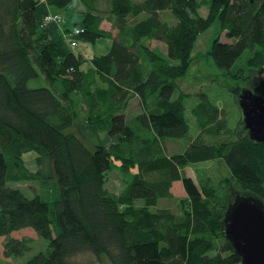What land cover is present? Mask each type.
<instances>
[{"label":"trees","instance_id":"16d2710c","mask_svg":"<svg viewBox=\"0 0 264 264\" xmlns=\"http://www.w3.org/2000/svg\"><path fill=\"white\" fill-rule=\"evenodd\" d=\"M44 1L0 0V256L24 257L33 242L25 235L31 233L48 246L24 264H104V258L107 264H241L225 238L223 216L237 194L264 203V147L246 131L220 132L224 125L208 133L212 109L203 95L196 115L200 134L189 139L183 153L158 155L164 160L160 178L149 180L143 172L127 175L123 191L109 192L106 174L116 161L121 169L131 167L137 135L117 112L108 119L86 118L96 131L117 138L108 147L98 145L91 152L64 132L77 117L74 95L91 76L82 68L86 60L69 46L75 44L76 52L80 43L110 39L108 52L91 60V70L96 63L92 76L104 86H96L94 79L93 92H102L111 107L137 96L142 112L135 121L142 129L152 128L158 141L186 138L184 95L172 97L177 81L195 61L191 54L198 36L214 23L229 42L215 40L207 53L235 83L237 106L242 88L264 99V0H103L117 31L113 37L101 31L105 16L97 7L99 0H82L84 13L77 6L80 0ZM40 5L52 11L38 21ZM70 6H77L82 19L67 26L64 14ZM202 8L207 9L205 17L199 14ZM163 12H170L176 24L163 22ZM46 15L61 20L43 23ZM50 25L59 30L57 43L47 40L44 30ZM151 40L166 45L168 62L155 65L156 55L145 44ZM145 61L154 65L147 74ZM39 78L44 86L29 87ZM151 97L157 98L158 112L146 110ZM31 153L35 172L23 160ZM212 160L222 161L230 177L216 185H196L183 175L187 166ZM230 181L242 191L229 195ZM178 182L193 204L184 219L165 209L151 212L159 200L172 198L171 188ZM16 183L32 187L11 186ZM189 212L197 214L193 221ZM216 238L224 243L213 254Z\"/></svg>","mask_w":264,"mask_h":264},{"label":"rangeland","instance_id":"374dc122","mask_svg":"<svg viewBox=\"0 0 264 264\" xmlns=\"http://www.w3.org/2000/svg\"><path fill=\"white\" fill-rule=\"evenodd\" d=\"M40 1L42 4H45L44 0ZM133 1L141 2L142 0ZM40 6L43 7L42 5ZM77 6L83 9V13L85 12V7L82 4V0L78 2ZM77 6H70L67 9V11L75 9L73 11V16L69 15V19L77 16L78 13L80 14V12L76 8ZM97 7L99 11H101L105 16V20L101 25V31L110 33L111 37L116 36V28L112 26L113 18L108 17V14L106 13L109 11V5L105 3V1L99 0L97 2ZM199 14L202 17H205L207 14V9L202 8ZM161 20L169 25L176 24V19L170 12L161 13ZM129 23H132V17L129 18ZM215 40L226 43L229 42L225 38L224 33L220 32L217 22L214 23L206 32L198 36L191 54L195 61L188 69L187 75L183 79L177 81V88L172 97V99H177L180 94L184 95L183 104L185 107V118L188 124V138L164 139L162 141H158L155 139L156 135L152 128L147 130L142 129L140 125L135 121V117L142 112V108L140 107V100L137 96L131 98L119 107H111L106 101L103 100L102 92L99 93V90L93 92L95 87H92L91 83H93L94 79L99 82V78L94 75L92 76V72L96 71V63H94V69L91 70L93 64L92 61L90 62V65L87 68L88 71L86 70L89 74L91 73V76L89 77L90 79H88L87 84H85V87L82 89V91L74 95L77 117L74 120L72 126L66 129L64 132L66 134H73L74 136H76L91 152H94L95 146L98 145L108 147L109 145L116 143L117 138L113 140L108 136V133L106 131H96L87 123L86 118L87 116L91 115L101 116L103 119H108L113 113L117 112L118 114H122L125 117L127 125L131 128V130H133L134 134L137 135V141L135 143L136 157L134 159V162L129 163L131 167H123L121 169L119 168L120 163L116 161L113 162L111 170L106 174L105 187L109 192L118 194L123 191L128 180L127 175L131 177L132 174L143 172L145 174L144 176L149 180L154 181L157 178H160L158 169L162 168L161 166L162 164H164V160L159 159L158 155L163 154L168 157L181 154L186 150L189 143L192 141H190L189 139H193L200 134L198 130L199 128L196 120V115L201 104V97L203 95L207 100V108L212 109V122L206 129L208 133L215 132L216 126L224 125V128L220 130V132L230 131L238 135H244L245 130L242 124V114L236 104V98L232 93L233 88L235 87V83L224 76L223 72L221 73L217 70L207 53L212 42ZM98 41L99 43H103L101 46L102 50L101 53H93V57L95 56V54L99 56L106 53L107 46L108 44H110L111 40L107 38L98 39ZM145 44L147 45V47H149V51L156 55L154 59L158 61V63H156L155 65L168 62L166 56V45L164 43L151 40ZM82 46L83 45H81L80 48ZM69 49L70 51L76 53L72 50L71 46H69ZM81 51L86 57H89L90 60L93 59L92 51L90 48L86 50L81 49ZM82 58L83 60H85L83 56ZM153 67V64L151 65L149 62L145 61L144 73L147 74ZM260 77H264V69ZM258 79L259 77L256 78V81ZM99 83H96V86L104 87L103 85H101V83ZM42 86H44V82L41 78L29 83V87L31 88ZM240 86L244 85L240 83ZM87 91H89V93H87ZM147 101L148 106L146 107V110H148V112H158L157 108L159 104L157 103V98L151 97ZM156 147L157 150L155 151L154 149H156ZM163 155H160L159 157H163ZM31 165L35 168V164L32 163L31 160H26L25 167L30 170ZM127 171H130L129 174L123 173ZM183 175L185 177H191L196 185H202L210 182H212L211 184L216 185L221 179L230 177L228 168L220 160L204 161L199 164H191L183 170ZM28 185H31L32 187V184L29 183L25 186V188ZM228 187L229 195L232 192L242 191L236 186L233 181H230ZM171 194V199L159 200L158 205L151 208L150 211L157 212L160 209H165L172 213L177 220L181 218L184 219V215L186 213L185 210H190V206L187 207L188 204H193L187 201L186 194L180 182L175 183L172 186ZM185 200L187 205H185ZM190 215L191 221L194 220V217H197V214L194 215L190 213ZM25 236L26 238H29L33 241L31 251L29 253H26L22 258H15L16 260L9 258L6 259L0 256V261H2L3 264H24L36 252L44 251L45 249H47L48 241L34 236L31 233L29 234L30 237H28V234ZM223 243L224 241L219 238L213 240V254L220 252L219 249L222 247ZM104 264H107L105 258Z\"/></svg>","mask_w":264,"mask_h":264},{"label":"water","instance_id":"95a60500","mask_svg":"<svg viewBox=\"0 0 264 264\" xmlns=\"http://www.w3.org/2000/svg\"><path fill=\"white\" fill-rule=\"evenodd\" d=\"M248 138L264 147V99L249 88L237 96ZM224 235L241 264H264V203L252 195H235L223 216Z\"/></svg>","mask_w":264,"mask_h":264},{"label":"crops","instance_id":"0c3cea01","mask_svg":"<svg viewBox=\"0 0 264 264\" xmlns=\"http://www.w3.org/2000/svg\"><path fill=\"white\" fill-rule=\"evenodd\" d=\"M48 10H50V11H52V9H47L46 7L44 8V7H39V9H38V13H37V20L38 21H40L41 20V18H42V15H43V13H45V12H47ZM75 10V9H74ZM74 10H70V11H65V14H64V17H65V24L67 25V26H70V25H72V24H74V23H76V22H79L81 19H82V17H81V15L78 13V15L77 16H74L73 18H70L69 19V15L70 16H73V11ZM45 33H46V36H47V40L50 42V43H57L58 42V40H59V30L54 26V25H50V26H48L45 30ZM102 44L103 43H99V41H97L95 44H93V45H91V44H86V43H80L79 44V47H78V49L76 50V53L77 54H79V55H81V56H83L84 58H85V60H86V63L83 65V70H86L87 68H88V66L90 65V59H89V57H86L84 54H83V52L81 51V49H91V51H92V57H93V53H96L97 54V52H99V53H101V46H102ZM67 45V44H66ZM81 45H83L81 48H80V46ZM109 45L110 44H108V46H107V50H109ZM77 51H79V52H77ZM108 52V51H107ZM95 54V55H96ZM91 57V58H92ZM27 158V159H26ZM34 158H35V156H33V155H30V154H27V155H25L24 157H23V160H24V163L26 164V160H34ZM35 166V165H34ZM28 171H31V172H35V170H36V167L34 168L32 165H31V168H30V170L28 169V168H26ZM175 184V183H174ZM173 184V185H174ZM12 187H14V188H20V189H24L25 188V186H26V184H22V183H16V184H12L11 185Z\"/></svg>","mask_w":264,"mask_h":264},{"label":"built area","instance_id":"2783aa9c","mask_svg":"<svg viewBox=\"0 0 264 264\" xmlns=\"http://www.w3.org/2000/svg\"><path fill=\"white\" fill-rule=\"evenodd\" d=\"M60 19L59 16L57 15H46L43 19H42V22L43 23H48V22H53V23H56L58 22ZM73 49H75V44L72 46ZM74 51V50H73Z\"/></svg>","mask_w":264,"mask_h":264}]
</instances>
